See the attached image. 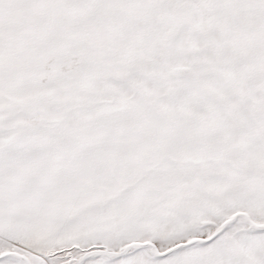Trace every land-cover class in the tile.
I'll use <instances>...</instances> for the list:
<instances>
[{"label": "snow or ice", "instance_id": "snow-or-ice-1", "mask_svg": "<svg viewBox=\"0 0 264 264\" xmlns=\"http://www.w3.org/2000/svg\"><path fill=\"white\" fill-rule=\"evenodd\" d=\"M0 264H264V0H0Z\"/></svg>", "mask_w": 264, "mask_h": 264}]
</instances>
